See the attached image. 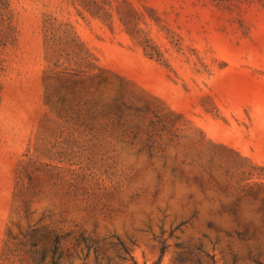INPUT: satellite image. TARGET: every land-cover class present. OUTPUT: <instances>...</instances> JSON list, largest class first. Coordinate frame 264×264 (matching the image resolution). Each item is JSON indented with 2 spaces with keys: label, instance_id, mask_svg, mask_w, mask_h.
<instances>
[{
  "label": "rangeland",
  "instance_id": "374dc122",
  "mask_svg": "<svg viewBox=\"0 0 264 264\" xmlns=\"http://www.w3.org/2000/svg\"><path fill=\"white\" fill-rule=\"evenodd\" d=\"M0 264H264V0H0Z\"/></svg>",
  "mask_w": 264,
  "mask_h": 264
}]
</instances>
